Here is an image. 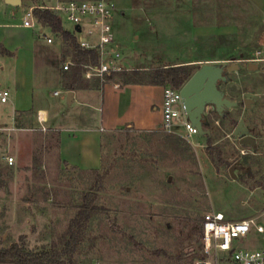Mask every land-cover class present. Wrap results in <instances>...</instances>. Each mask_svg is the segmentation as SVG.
Instances as JSON below:
<instances>
[{
    "label": "rangeland",
    "instance_id": "rangeland-1",
    "mask_svg": "<svg viewBox=\"0 0 264 264\" xmlns=\"http://www.w3.org/2000/svg\"><path fill=\"white\" fill-rule=\"evenodd\" d=\"M35 3L22 0L13 6L0 0V24L21 25ZM132 4L124 16L115 14L121 60L149 70L192 59L219 64L234 60L240 69L228 73L220 88L239 102L229 110L231 116L252 132L253 124L264 118V0ZM63 26L74 29L65 18ZM249 63L258 68L249 70ZM4 90L10 97L2 103L0 96V124H5L0 127V248L15 242L31 251L49 248L67 230L88 192L101 212L86 228L82 264H193L204 257L201 228L206 214L264 224L263 125L254 150L233 135L237 125L216 118L212 108L206 112L213 146L227 162L219 171L207 155V136L187 139L160 129L125 128L105 135L102 169L82 174L60 162L56 133L44 128L36 114L13 118L17 87L9 61L0 58V94ZM55 90L52 84L45 87L49 101L55 100ZM61 93L60 99L65 97ZM245 98L254 100L250 109ZM180 127L177 132L184 134ZM233 166L242 167L235 170L236 179L230 174ZM253 239L256 247H264V235ZM253 239L245 246L253 247Z\"/></svg>",
    "mask_w": 264,
    "mask_h": 264
},
{
    "label": "crops",
    "instance_id": "crops-1",
    "mask_svg": "<svg viewBox=\"0 0 264 264\" xmlns=\"http://www.w3.org/2000/svg\"><path fill=\"white\" fill-rule=\"evenodd\" d=\"M68 1L71 0H38L39 3L35 4L54 5ZM132 1L135 2V0H114L116 6L113 19L114 42L109 45L110 51L119 48L114 28L115 14L124 16L123 10L135 4H132ZM25 19L26 15L21 25L0 24V54L3 48L11 54L0 58L9 61V68L13 72L17 87L13 99V118L34 113L38 120V115H41L44 118V122L41 123L43 127L48 126L52 133H56L59 160L66 168L68 166V169L82 174L99 172L103 165V141L108 133L119 132L125 128L136 131L160 129L165 132L162 128L165 87L122 84L117 81L102 84L98 78L87 81L83 76L79 88L69 89L67 76L75 67L64 71L63 66L74 58L71 47L48 27H25L23 25ZM65 30L75 36L78 42L86 35L75 34L74 29L70 31L65 28ZM49 38L52 39L50 43ZM206 63L212 62L203 63L198 59H192L166 66H193ZM118 64L128 71L149 70L143 66L135 68L123 60H119ZM2 69L6 70V67ZM113 83L119 84L120 88H115ZM50 84L57 87L53 93L54 101H49L44 92L45 87ZM4 91L9 92V90ZM61 91L65 93L62 99H60ZM56 92L59 94L55 95ZM69 92H73L70 103H68ZM8 102L9 98L6 103ZM66 107H70V111H65ZM177 131L170 134L184 136Z\"/></svg>",
    "mask_w": 264,
    "mask_h": 264
},
{
    "label": "built area",
    "instance_id": "built-area-1",
    "mask_svg": "<svg viewBox=\"0 0 264 264\" xmlns=\"http://www.w3.org/2000/svg\"><path fill=\"white\" fill-rule=\"evenodd\" d=\"M36 9L49 10L62 23L65 18L73 24L75 34H86L79 39L80 49L95 50L99 53L101 60L99 65H94L89 60L71 58L63 66L64 71L80 67L81 63L80 68L83 70L85 80L98 78L102 84H106L107 73L127 70L118 64L122 58L121 53L117 49L112 51L109 49V45L114 42L113 19L116 6L113 0H71L54 5L35 4L26 14L23 24L25 27L47 28L37 18ZM77 27L80 28V32L77 31ZM48 42H52V39L49 38ZM113 86L120 88L117 83H113ZM180 90L164 88L162 128L165 132L175 133L183 126L184 136L190 139L197 135L198 131L185 117ZM8 98V91L1 93L2 103H6ZM38 120L40 123L44 122L41 115H38ZM8 161L13 164L14 159L9 157ZM256 235H264V224H258L255 219L229 221L222 213H208L204 216L202 230L204 257L194 264H264V247H256L258 241L253 239ZM252 239L256 243H253V247H246L245 243Z\"/></svg>",
    "mask_w": 264,
    "mask_h": 264
},
{
    "label": "trees",
    "instance_id": "trees-1",
    "mask_svg": "<svg viewBox=\"0 0 264 264\" xmlns=\"http://www.w3.org/2000/svg\"><path fill=\"white\" fill-rule=\"evenodd\" d=\"M32 1L37 2L38 0ZM35 14L44 26L48 27L54 34L60 35L63 41L68 43L72 49L74 58L89 60L94 65L100 64L99 53L95 50L80 49L77 38L65 30L63 23L54 13L49 10L36 9ZM1 54L11 55L4 48L1 50ZM194 73L195 70H193L191 65H177L158 67L153 70L110 72L106 74L105 79L107 82L117 81L122 84L151 85L181 89ZM67 79L69 89L79 88L83 81V70L80 67H76L68 74ZM213 113L216 118L219 117L227 120L231 125H237L238 123L231 116L229 110H226L223 115L218 114L217 111ZM253 125L252 130L255 132L259 129V126H264V118ZM204 128L211 132V124L206 115ZM210 137H208L206 152L212 164L219 171L227 162L223 151L213 146ZM173 143L176 145L178 141L176 140ZM90 173L96 174L98 171H91ZM260 186H263L264 189V182H260ZM92 194L93 192H88V195L84 196L83 203L77 206V213L70 220L67 230L57 240H53L49 248L40 251H31L20 242H15L6 248H0V264H82L79 255L85 243L86 228L90 220L101 212V208L93 202ZM201 229L203 230V227ZM130 238L133 239L132 236ZM92 260L89 259V262Z\"/></svg>",
    "mask_w": 264,
    "mask_h": 264
},
{
    "label": "water",
    "instance_id": "water-1",
    "mask_svg": "<svg viewBox=\"0 0 264 264\" xmlns=\"http://www.w3.org/2000/svg\"><path fill=\"white\" fill-rule=\"evenodd\" d=\"M13 6L21 4V0H7ZM80 32V28H76ZM234 61V60H233ZM233 61L230 64L226 63H206L202 64L186 84L181 88L180 93L184 107L185 117L195 127L198 134L201 136H211V132L205 130L204 119L206 112L212 108L218 114L223 115L226 110H230L239 106V102L230 99L226 93L220 88L222 82L227 81L228 73L240 69V65ZM81 67L82 64L79 63ZM249 70H256L257 64L249 63ZM73 92L68 94V103L72 101ZM254 100L245 98L244 104L247 109H250ZM5 124H0V127ZM259 132L256 130L254 134L245 126L243 120H240L233 131L234 136H238L239 143L243 146H251L257 150V136ZM241 169L239 166H233L230 169V174L236 179L235 170Z\"/></svg>",
    "mask_w": 264,
    "mask_h": 264
},
{
    "label": "flooded vegetation",
    "instance_id": "flooded-vegetation-1",
    "mask_svg": "<svg viewBox=\"0 0 264 264\" xmlns=\"http://www.w3.org/2000/svg\"><path fill=\"white\" fill-rule=\"evenodd\" d=\"M251 133L254 134V131H252ZM239 167H241V166H239ZM241 168H242V167H241Z\"/></svg>",
    "mask_w": 264,
    "mask_h": 264
}]
</instances>
